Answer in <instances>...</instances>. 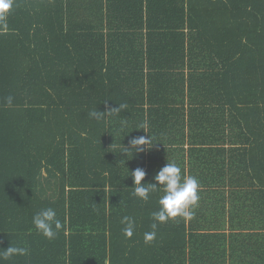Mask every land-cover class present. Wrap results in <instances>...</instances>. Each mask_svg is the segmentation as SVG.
Here are the masks:
<instances>
[{"label":"trees","instance_id":"1","mask_svg":"<svg viewBox=\"0 0 264 264\" xmlns=\"http://www.w3.org/2000/svg\"><path fill=\"white\" fill-rule=\"evenodd\" d=\"M167 161L198 180V206L145 243L163 191L133 197L130 173L154 182ZM49 207L52 240L32 224ZM10 243L28 254L3 264H264V0H14L0 31Z\"/></svg>","mask_w":264,"mask_h":264},{"label":"clouds","instance_id":"2","mask_svg":"<svg viewBox=\"0 0 264 264\" xmlns=\"http://www.w3.org/2000/svg\"><path fill=\"white\" fill-rule=\"evenodd\" d=\"M14 0H0V31L8 29V17L13 8ZM6 105L11 106L13 97L8 96L5 98ZM126 104H118V107L108 109L104 112L99 111L97 108L88 113L90 118L102 119L104 116L113 113H119L122 109L126 108ZM143 129V128H141ZM151 143L150 137H133L129 144L137 151H144V147ZM124 153L130 150L123 147ZM133 180V187L131 195L147 202L150 193L163 191V195L158 199L159 208L157 211L151 213V219L154 221L151 224L152 231L145 233V243H149L156 237L157 223H166L170 219L177 217L185 220H190L195 215V208L198 206L199 195L198 188L199 182L195 177L183 175L181 168L174 162L167 163L155 173L153 176L154 182L141 183L146 176V172L142 168H136L130 173ZM121 223L126 224L123 229V234L127 238H131L134 232V221L124 216ZM32 224L36 231L42 234L46 239H55L59 232L64 228V224L57 217L56 211L49 207L40 210L34 214ZM28 254V249L25 247L13 246L11 243L6 249L0 251V264L4 261L10 260L14 256H25Z\"/></svg>","mask_w":264,"mask_h":264}]
</instances>
